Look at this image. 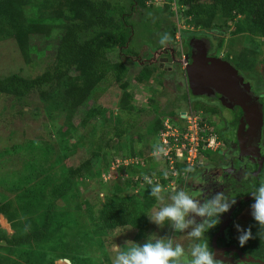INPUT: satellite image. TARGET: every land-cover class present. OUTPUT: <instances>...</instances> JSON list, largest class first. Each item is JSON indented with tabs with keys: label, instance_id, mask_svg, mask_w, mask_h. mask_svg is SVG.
Instances as JSON below:
<instances>
[{
	"label": "rangeland",
	"instance_id": "1",
	"mask_svg": "<svg viewBox=\"0 0 264 264\" xmlns=\"http://www.w3.org/2000/svg\"><path fill=\"white\" fill-rule=\"evenodd\" d=\"M42 1L10 0L6 9L2 3L0 77L15 73L31 78L53 62L62 34V19L54 18L51 9L43 8ZM109 1L115 15H122L132 29L131 39L122 51L117 47L108 48L111 61H120V54L129 59L119 75V82L111 75L101 78L92 98L75 113L63 102V84L48 89L45 99L38 92L25 98L0 93V203L11 202L8 213H0V236L10 237L39 228L41 215L51 201L52 186L68 175L70 167L86 164L71 178L65 196L54 201L53 221L44 239L20 247H11L0 240V264H112L118 250L131 242L143 244L151 234L173 237L186 246L189 242L186 232L174 233L170 224L159 228L145 213L132 224L113 228L107 227L100 217L113 197L138 199L145 212L152 211L156 201L149 195L151 185L145 183L144 177L152 179L165 172L167 176L170 174L169 165L162 162L160 156L152 155L153 146L160 142L156 121L160 123L171 118L180 122L179 113L187 109V103L177 99L184 89L182 69L177 67L172 75L165 70L171 65L169 54L177 57L180 49L186 53L185 45L194 36L206 32L213 42H220L213 55L228 59L240 74L251 78L256 87L264 88V34H260L245 15L229 21L217 17L212 28L205 30L191 23L179 7L173 6L176 0H154L149 7H132L129 0ZM164 3L169 7L163 8ZM18 23L34 28H39L40 24L43 28L49 27L45 23L58 27L48 35L37 30L19 36L22 32ZM165 36L167 39L161 43ZM81 37H87V33ZM164 50L170 53L162 55ZM145 61L152 65L153 74L139 82L135 77ZM175 86L180 89L177 91ZM126 92L128 98H125ZM217 110L218 120L214 115L202 114L206 125L201 134L215 136L213 139H209L213 135L205 137L212 145L205 150L210 151V157L200 150L190 165L194 173L185 174L181 182L178 175L164 178L161 186L187 188L197 193V199H204L198 188L210 180L201 178L202 183H194L191 176H201L204 166L213 167L206 169L209 174L219 173V168L214 166L219 163L214 160L218 153L226 152L234 144L235 121L239 116L237 110L218 106ZM118 128L126 131L116 138L113 134ZM216 130L221 131V137ZM262 132L264 144V126ZM229 157L219 166H230ZM28 161L38 163L35 169L27 170L32 175L30 182L14 187L9 180L21 173ZM244 173V170L239 171L240 175ZM258 175L264 179V166ZM170 179L174 185L168 184ZM224 180L233 183L229 176L217 179ZM155 183L157 181H153ZM251 203L232 220L231 242L238 244L240 232L236 225L244 229L251 217ZM235 264L256 263L237 260Z\"/></svg>",
	"mask_w": 264,
	"mask_h": 264
},
{
	"label": "trees",
	"instance_id": "2",
	"mask_svg": "<svg viewBox=\"0 0 264 264\" xmlns=\"http://www.w3.org/2000/svg\"><path fill=\"white\" fill-rule=\"evenodd\" d=\"M147 1L148 0H129V3L132 7L153 6L152 4H147ZM9 2L10 0H0V8L3 3L6 9ZM42 3L41 5L44 9H51V14L54 18L62 19V34L56 45L53 62L40 74L31 78H24L15 73L0 77V93L10 94L18 98H25L30 96L33 92H38L39 96L45 99V96L48 94V89L54 86H62L63 84V102L67 108L72 110L71 112L75 113L83 108L92 98L101 78L111 75L117 82L120 81L119 75L123 73L127 63H129L128 56L120 54V61H111L108 57V48L117 47L119 51H122L131 39L132 29L122 15H115L114 11H112V3L109 0H43ZM176 3L183 16L188 18L191 23L202 27V29L210 30L217 17L223 18L224 21H229L239 15H245L258 32L264 34V0H176ZM165 6L169 7V5L164 3L162 7L165 8ZM11 22L13 21L11 20ZM45 24L49 27L43 28L40 24L38 26L39 28H34L33 25L21 26L18 23L17 27H20V31L22 32L19 33V36L20 34L26 32L33 33L37 30L48 35L55 27H58L56 24ZM84 32L87 33V37L81 39ZM219 43V41H212V53L218 49ZM188 45H190V43ZM164 54L165 52H162V55ZM178 54H180V51H178ZM222 58L229 61L224 57ZM230 63L232 64V62ZM153 70L152 65L145 61L141 67L140 73L136 75L135 79L140 82L146 75H152ZM124 85L125 83L123 82V86ZM175 87L177 90L180 89L179 86ZM256 89L259 92L263 91L264 94V88L258 86ZM187 91L188 90L185 88L181 90L177 99L187 104L189 103L195 110L215 112L218 115V110L215 107L197 100H191ZM128 96L129 93L127 94L126 92L125 98H128ZM238 112L240 111L238 110ZM218 119L219 116L216 120ZM161 123L162 121H160V123L156 121L158 131L162 129ZM125 131V129L118 128L115 130L113 136L119 138L125 134ZM216 133L221 137L220 130H216ZM206 152L205 150L203 151L205 155L210 157V151L207 152L208 154ZM237 153L238 148L234 143L230 145V148H228L226 152H222L221 154L218 153L214 161L220 164V162H225L227 157L230 158L229 155L233 158ZM219 164L214 165L220 169L219 173H215L216 175L207 172L209 169H213V167L204 166L200 171V177L205 178V180H210L211 182H204L202 188L199 186L198 190H202L201 192L204 199L210 198L217 192H222L228 197L236 196V203L232 206L236 209L228 221L229 224V222L241 212L246 204L252 202L251 195L247 192L251 191L253 185L258 183L261 179L260 175H258L254 177L252 180L253 182L247 186L243 178L237 180L231 174L226 173L222 169V165L219 166ZM177 165L179 166H176V169L179 172L185 169L180 164ZM36 166H38L36 161H28L24 170L9 180L10 183L18 188L25 186L32 178V175H30L27 170L35 169ZM85 167V163L77 167H70L68 175L59 183L52 186L50 191L51 201L46 205V209L41 215L42 223L39 228H35L23 234H12L10 237L1 235L0 240H4L5 243L11 247H20L28 245L31 242L42 241L48 233L53 221L52 206L55 203L54 201L65 196L70 188L71 178L80 173ZM248 174L250 178H252V175L250 173ZM226 176L232 177L233 183L228 184L225 180L217 181L218 178H225ZM162 179L163 178H161V180ZM181 179L184 180L183 176L179 175L178 181H183ZM9 209H11V202L9 200L0 203V213L6 214ZM144 212L145 209L141 206V203L138 202V199L113 197L112 201L106 204L102 209L100 217L107 227L113 228L132 224L138 217L143 216ZM217 226L207 233L210 246L214 242L217 243L219 238L222 237L224 239V235H220L221 230L216 231ZM247 228L251 229L252 238L249 239L243 247L236 245L241 255L246 258V260H240L238 254V261L264 264V239H260L256 235L258 228L252 217L246 222L244 229ZM249 257H252L253 260L249 259ZM221 263L225 264L223 261H221Z\"/></svg>",
	"mask_w": 264,
	"mask_h": 264
},
{
	"label": "clouds",
	"instance_id": "3",
	"mask_svg": "<svg viewBox=\"0 0 264 264\" xmlns=\"http://www.w3.org/2000/svg\"><path fill=\"white\" fill-rule=\"evenodd\" d=\"M166 39L165 36L161 43ZM152 155L159 157L167 155V152L157 143L153 146ZM176 156L181 159L182 153L177 150ZM194 171L192 166L183 169L185 174H192ZM164 176L167 177V172ZM191 179L194 183L203 182L199 174L192 175ZM144 181L151 185L149 195L156 201L152 211L144 212L148 220L159 228L170 224L174 233L186 232L189 242L185 246L176 242L173 237L151 234L143 244L131 242L123 250H118L112 264H221V259L216 257L209 244L207 233L220 223L221 215L236 203V196L228 197L217 192L201 201L196 198L197 193L190 189H168L159 183L153 184L148 176L144 177ZM247 193H250L252 199L250 215L258 228L256 235L264 239V179L254 184ZM196 218H200L199 222ZM236 228L240 232L237 237L238 246L243 247L252 238L251 229L241 230L239 225Z\"/></svg>",
	"mask_w": 264,
	"mask_h": 264
},
{
	"label": "water",
	"instance_id": "4",
	"mask_svg": "<svg viewBox=\"0 0 264 264\" xmlns=\"http://www.w3.org/2000/svg\"><path fill=\"white\" fill-rule=\"evenodd\" d=\"M191 52L186 58L185 73L188 86L193 95H207L218 99L223 106H238L242 116L237 123L236 141L241 152L250 153L244 147V139L241 133H245L251 139H257L264 124L262 105L264 96L251 92L248 80L238 73L237 69L227 60L219 56L208 55L209 41L206 38H192L190 41ZM224 215L218 224L216 231H220L226 224ZM219 259L224 251L216 243L212 245ZM240 260H246L241 252ZM221 255V256H218ZM229 259L233 253L229 254ZM252 259V257H249Z\"/></svg>",
	"mask_w": 264,
	"mask_h": 264
},
{
	"label": "flooded vegetation",
	"instance_id": "5",
	"mask_svg": "<svg viewBox=\"0 0 264 264\" xmlns=\"http://www.w3.org/2000/svg\"><path fill=\"white\" fill-rule=\"evenodd\" d=\"M191 38L192 37H189V39H191ZM193 38H206V39H208L209 45H210L209 50H208V55L215 56V55H213L212 52H210L211 45H212V43H211L212 40H211L210 37H208L206 32H204L202 34H199L196 37L194 36ZM186 48H187L186 49V53H184V51L182 49L181 50L184 53V55L186 56V58H189V54L191 52V47H190V45H187ZM164 52H165V54L170 53V52H168V50H164ZM168 59H169L171 65H168V66L165 67V70H166L167 74L168 75L174 74V71L177 70V67H180L182 69L181 71H182L183 78H184L183 86H184V88L186 90H188L187 93L189 94V97L191 99L197 100V101L202 102V103H203L202 99H204L207 102V103H204V104H208L210 106H213L216 109H217V106H218V107H222V108H228L230 110H237V111L239 110L240 111V112H238L239 116L236 118V121H235L236 122V126L235 127L237 128V123H238L239 119L242 116L241 109L238 106H233V107L223 106L218 99H216L214 97H211V96H207V95H193L191 93V90H190L189 86H188V81H187V77H186V73H185V68H183V62L184 61L181 60L178 52H177V57H175L172 54L171 55L169 54ZM183 70H184V72H183ZM245 78L249 82L250 90H251L252 93L264 96L263 93L259 92L256 89L255 82H253V80L251 78H247V77H245ZM175 89H176V87H175ZM186 106H188V104ZM262 111L264 113V105H262ZM202 113L205 114V115L207 114L208 116L214 115L215 119L217 118V114L215 112L212 113V112H203L202 111ZM263 118H264V114H263ZM263 126H264V124H263ZM236 128H235V133H234V135H235L234 136V143L236 144V146L238 148V144H237V141H236ZM262 130H263V127H262L260 135L258 136L257 139H251L249 136H247L245 133L242 132L241 135H242V137L244 139V147H245L246 151H249L250 153L241 152L240 149L238 148L237 155H235V157L233 156V158H231L229 160V163L231 165L230 166H227V165H225V166L223 165L222 166V169L226 173L231 174L237 180L240 179V178L241 179L243 178L246 181L245 184H247V186L250 183L253 182L252 181L253 178L258 175V173L260 172V170L264 166V157H263L264 156V144H263V132H262ZM216 168H219V167H216ZM241 170L245 171V173L242 174V175L239 174V171H241ZM248 173H250L252 175V178H250V175ZM201 196H202V192H201ZM235 209L236 208L231 207L228 212L223 213L221 215L220 221H221V219H222V217L224 215H227L228 213L231 212V214L226 218L227 222H226L225 226L220 231V235H222V236L224 235V239L221 237V238H219L217 243L214 242V243H216V245L221 250L224 251V254H222V256L221 255H218V256H221L223 258V260L221 259V261H223L225 264H233V263L235 264V263H237V260H238V253L235 250V249H237V250L239 249L238 246H236L238 244H236L234 242H231L229 240V230H230L232 221H230L229 224H228V221L231 218L232 214H234ZM199 219L200 218H198L197 221H199ZM212 245H213V243L211 244V246ZM230 253H233V257L231 259H229V257H228ZM238 262H240V261H238Z\"/></svg>",
	"mask_w": 264,
	"mask_h": 264
},
{
	"label": "built area",
	"instance_id": "6",
	"mask_svg": "<svg viewBox=\"0 0 264 264\" xmlns=\"http://www.w3.org/2000/svg\"><path fill=\"white\" fill-rule=\"evenodd\" d=\"M154 0H148L147 4H152ZM173 6L176 7V3H173ZM180 58L183 62V68H185L186 56L180 50ZM201 110L193 109L188 103L187 109L184 112H180L178 115V121H173L171 118L162 121V129L158 132L159 144L162 145L167 152V155H161L160 159L162 162H166L169 165V175L165 177L152 178L153 181H157L160 184L162 181L161 178L168 179L173 175L184 176L185 173L178 171L176 169L177 164H183L189 167L193 160L198 157L200 150L203 152L206 148H210L212 145L207 143L206 138L208 135L209 139L215 138L214 134H201L202 127L205 126V119L202 116ZM204 115V114H203ZM216 149V148H212ZM179 150L182 153V158L178 159L176 156V151ZM130 159V158H129ZM138 161H135L137 163ZM150 178V177H149ZM151 179V178H150ZM164 179V180H165ZM168 184L174 185V181L171 179L168 181ZM167 185L166 183H164Z\"/></svg>",
	"mask_w": 264,
	"mask_h": 264
}]
</instances>
